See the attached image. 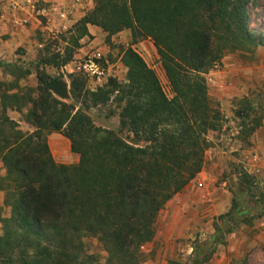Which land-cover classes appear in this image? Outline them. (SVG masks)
<instances>
[{"label":"trees","instance_id":"1","mask_svg":"<svg viewBox=\"0 0 264 264\" xmlns=\"http://www.w3.org/2000/svg\"><path fill=\"white\" fill-rule=\"evenodd\" d=\"M254 0H93L94 6L63 36L66 46L39 63L67 64L88 25L107 33L123 28L149 36L156 47L173 96L163 91L156 73L130 46L121 49L127 68L122 80L110 78L95 90L85 80L71 81L72 102L57 99V78L39 74L27 91L0 81V191L10 214L0 217V264H96L84 243L96 239L105 264H139L141 247L152 240L160 209L203 166L206 135L218 131L221 112L212 105L200 75L227 51L264 45L248 27ZM0 66L14 65L0 61ZM19 77L27 74L21 72ZM14 72V71H13ZM32 92H36L33 96ZM105 106L117 114V130L95 125L86 112ZM8 109L22 112L33 127L21 132ZM259 125L256 124L253 131ZM59 132L78 155L75 164L57 163L47 133ZM230 209L218 216L214 232L196 240L186 261L205 264L231 231L224 227L264 211L257 179L237 172Z\"/></svg>","mask_w":264,"mask_h":264},{"label":"rangeland","instance_id":"2","mask_svg":"<svg viewBox=\"0 0 264 264\" xmlns=\"http://www.w3.org/2000/svg\"><path fill=\"white\" fill-rule=\"evenodd\" d=\"M89 1L81 2L87 4L85 12L94 6L93 0L91 3ZM247 12L250 31L264 38V0L249 3ZM70 28L71 26L64 29L60 22H57L50 29L35 32L34 38L39 44L35 45L31 52L28 53L23 46H17L7 53L8 55H0L1 62L15 66L14 69L0 66V81L13 84L14 89L11 91H16L17 88L27 91L36 88L40 82L38 75L45 73L49 77L67 82L69 94L67 98H61L51 92L57 99L72 102L71 81L76 76L85 80L83 89L89 90L104 86L110 78L122 80L127 68L121 61V49L130 46L156 73L165 94L169 98L173 96L153 40L149 36L134 37L129 28L112 34L108 41L105 40L107 33L104 32L106 34L104 40L93 44L88 43L92 36L83 37L71 60L60 67L39 63L48 56L63 53L66 46L63 36ZM84 38L88 39L83 41ZM257 47L264 48V45L259 44L246 50L227 51L218 62L200 73L205 79L212 105L221 112L220 126L232 121L231 123L239 128V133L230 136V142L219 140V136L211 133L205 136L206 138L209 136L210 140L204 152L201 169L204 172L200 175L201 171L197 173L160 209L154 224V237L141 247L144 260L139 264H167L170 259L186 261L192 252L193 243L196 240H206L219 223L218 216L230 209L239 170L253 175L259 181L256 189L264 193V132L260 128L264 117V80L254 82L245 92L231 93L229 88V85L237 87L251 82L249 70L253 69L260 59V55L256 54ZM93 51L102 54L100 63L105 71L99 80L75 70L72 65L75 58L91 54ZM234 62L240 65L239 70L232 72L231 75L226 74L225 68ZM19 70L28 73L19 77ZM208 73L212 74L213 83L207 81ZM32 95L35 96L36 92H32ZM220 95L228 99L227 105H220ZM86 112L95 125L113 130L119 128L117 114H111L105 106L91 107ZM25 113V110L7 111L8 116L17 121L18 129L23 133L33 130L25 118ZM256 124L259 126L252 131L251 128ZM229 128L232 126L226 127L227 130ZM46 137L51 154L57 163L67 165L77 163L78 155L70 151L69 140L66 137L54 131L48 132ZM4 173L0 163V174ZM261 213L260 216L250 215L247 221L240 220L225 226L224 231L227 228H231V231L223 235L221 243L212 246L213 253L205 264H264V211ZM9 214L7 193L0 191V217H7ZM84 249L95 256L96 264H105L106 252L96 239L86 240Z\"/></svg>","mask_w":264,"mask_h":264},{"label":"crops","instance_id":"3","mask_svg":"<svg viewBox=\"0 0 264 264\" xmlns=\"http://www.w3.org/2000/svg\"><path fill=\"white\" fill-rule=\"evenodd\" d=\"M41 1L59 2L58 4L64 5L69 10L71 16L75 21L81 18L86 13L84 10V8H86L87 6L86 3L77 4L72 0ZM89 3H91V0L89 1ZM57 22H59V20L54 15H52L51 20L47 22L46 19L36 18L31 14L25 13V11H12L8 6V0H0V55H8L7 53H10L17 46H23L28 51V53L31 52L32 48L35 45L39 44L34 38L35 32L37 30L50 29ZM88 30L92 37L89 39L84 38L83 41L88 39V43L93 44L96 41L104 40L106 34L99 27L88 25ZM82 50H84V48ZM256 52V54L260 55V59L258 61V64L254 66L253 69L249 70V73L251 72L249 75L251 78V82L247 85H239L237 87H235V85H233L232 87L231 85H229L231 93H233V91H235V93L245 92L247 91V88L249 86H253L254 82L260 80L262 81V79L264 80V48L257 47ZM239 66L240 65H238V62H234V64H228L224 71L226 72V74L231 75L232 72L239 70ZM219 97L221 99L220 105L228 104L227 98H223L221 95ZM260 128L264 132V117L263 125H261ZM202 172L204 171H201L199 175L202 174Z\"/></svg>","mask_w":264,"mask_h":264},{"label":"built area","instance_id":"4","mask_svg":"<svg viewBox=\"0 0 264 264\" xmlns=\"http://www.w3.org/2000/svg\"><path fill=\"white\" fill-rule=\"evenodd\" d=\"M74 3L80 4L82 0H72ZM59 2H42L41 0H8V6L12 11H25L27 14H31L36 18H44L47 22L51 20V16L54 15L59 20L62 28L68 29L75 23V20L71 16L69 10L64 6L58 4ZM102 54L99 51H93L91 54H85L82 57L75 58L72 65L75 70L82 72L83 74L93 78L100 79L104 74V69L101 66L100 59ZM207 81L214 82L211 73L207 75ZM232 121L223 123L218 131H214L212 134L219 136V140L226 142L231 141L230 136H235L239 133V128L234 126ZM232 128L226 129L227 126ZM209 136L206 141L209 142ZM200 184V183H199Z\"/></svg>","mask_w":264,"mask_h":264},{"label":"water","instance_id":"5","mask_svg":"<svg viewBox=\"0 0 264 264\" xmlns=\"http://www.w3.org/2000/svg\"><path fill=\"white\" fill-rule=\"evenodd\" d=\"M51 91L57 94L61 98H67L68 94V84L62 79H58L51 86Z\"/></svg>","mask_w":264,"mask_h":264}]
</instances>
